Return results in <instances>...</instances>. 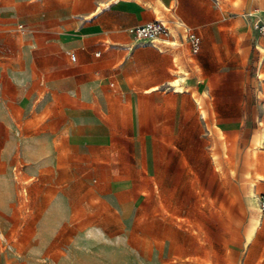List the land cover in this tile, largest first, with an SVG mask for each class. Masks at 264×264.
<instances>
[{"label": "rangeland", "instance_id": "rangeland-1", "mask_svg": "<svg viewBox=\"0 0 264 264\" xmlns=\"http://www.w3.org/2000/svg\"><path fill=\"white\" fill-rule=\"evenodd\" d=\"M105 1L0 0V264H264L260 207L246 243L252 184L259 205L264 194L263 0H209L232 36L201 34L189 91L170 87L171 64L162 90L187 111L161 144L114 119L135 106L123 89L137 81L118 74L130 62L118 46L134 39L97 23ZM133 1L143 20L168 17L157 0Z\"/></svg>", "mask_w": 264, "mask_h": 264}, {"label": "crops", "instance_id": "crops-1", "mask_svg": "<svg viewBox=\"0 0 264 264\" xmlns=\"http://www.w3.org/2000/svg\"><path fill=\"white\" fill-rule=\"evenodd\" d=\"M157 1L159 2V0ZM161 1L159 3H162V5L160 6L166 9L165 12L167 13L168 17H165L164 15H155L154 18L143 20V10L146 7L139 5V3L133 0L123 3H121V0H107L105 2H109L108 6H101V8H99V5V9H97L95 12V17L99 16L97 17V23L102 26V29L103 26L109 22L111 25L126 29L128 37L130 38L131 36L129 34V29L131 27L140 25L155 18H163L168 20L171 25L173 24L174 20L179 19L188 24L191 29L198 33L201 37V34L204 33L206 35H210V32H214L218 39H227L232 36V31L230 29L231 22H226L228 16L224 15V13H217L216 8L212 5V3H210L209 0ZM155 7H158L159 11H155ZM152 10L155 14L156 12H160L162 9L156 5L153 6ZM168 11H171V14H169ZM109 12L111 14H109ZM220 18L223 19L222 22H220ZM215 23H217L218 26L217 31L211 29V25H214ZM102 46L104 50H107L109 47V45L105 44L104 42ZM204 48L205 46L202 37L201 49L204 50ZM118 49H121L125 53L123 58H125L127 61L130 60V62L127 64V67L121 70L118 74L124 79H131L137 82L135 84L128 83V85L124 86L123 89V94L135 97V106L123 109L119 104L113 110V113L115 114L114 119L119 122L121 126H139L152 129L150 134L145 133V136L155 138L150 140L151 143L161 144L165 142L164 137L166 133L163 129L181 127V123H178L180 120L178 119V116L184 114L185 111H187L185 110V107L182 103L178 105L175 101L168 97L166 91L162 90V84L167 80L171 64L174 65V68L173 72H170V74L174 75V77L178 75L177 63L181 64L184 68L185 71H181L179 73L183 74L185 78L187 77L185 80V83H187L193 69L198 70V68H200L199 63L195 61L197 55L200 52L196 55H192L189 47L186 44H182L180 46H169L164 44L153 45L151 43H141V41L130 40L123 42L120 46H118ZM66 50L73 49H64V54L68 63H76L79 58L78 53L73 50L77 54V61L71 62L66 55ZM98 51H100L99 55H101L102 50L100 49ZM211 61L213 63L216 62V53L214 51L211 53ZM201 81V79H197V83H200ZM139 91H142V93H139ZM186 91H189V89L186 88L185 91L174 92L184 93ZM178 95L182 99V96L180 94ZM227 96H231L230 92L227 93ZM140 98L144 99L143 103L139 100ZM200 101L202 103L201 98ZM230 105V101H224L218 104V114L220 119L226 120V111L229 109ZM210 108V106H208L207 109L202 108V110L206 111V116H203L202 112V114L197 113L203 125H209L208 119H210L212 115L215 116V110L210 112ZM169 112L175 113L173 119H168L167 115ZM194 112L196 113L197 111L195 110ZM137 121L139 122L138 124H136ZM243 123L244 121L241 122L240 126H242ZM169 135L171 134L169 133ZM168 143H171V139H169Z\"/></svg>", "mask_w": 264, "mask_h": 264}, {"label": "built area", "instance_id": "built-area-1", "mask_svg": "<svg viewBox=\"0 0 264 264\" xmlns=\"http://www.w3.org/2000/svg\"><path fill=\"white\" fill-rule=\"evenodd\" d=\"M264 6V0H263ZM260 33L264 36V17L262 21L256 23ZM129 34L134 41L145 40L153 45H169V46H180L186 44L192 55H196L201 50L202 37L193 31L191 27L185 22L176 19L171 25L168 20L163 18H155L153 20L147 21L140 25L131 27L129 29ZM100 51L96 52L99 55ZM66 55L71 62L77 61V54L73 50H66ZM17 167H15V170ZM18 170V174L20 173ZM26 192V187L22 189ZM260 208L264 215V194L260 197Z\"/></svg>", "mask_w": 264, "mask_h": 264}, {"label": "bare ground", "instance_id": "bare-ground-1", "mask_svg": "<svg viewBox=\"0 0 264 264\" xmlns=\"http://www.w3.org/2000/svg\"><path fill=\"white\" fill-rule=\"evenodd\" d=\"M160 1L161 0H159V2ZM161 2H163V1H161ZM100 5L101 6H107L108 4L107 3H102ZM161 5H162V3H161ZM101 6L99 8H101ZM155 11H159V8L158 7H155ZM177 67H178V75L176 77H174L169 82V84L173 88L174 91L182 92V91H185L186 90L184 83H185V80H186L187 77L185 78V76L183 74H180L179 73L181 71L182 72L185 71L184 68L182 67V65L179 64V63H177ZM198 103H200L199 98H198ZM202 113H203V116H206L207 115V113H206L205 110H202ZM263 142L264 141L261 140V137L260 136H257V135L254 136V147H255L256 150H257V148ZM252 187L253 188L251 190V193L248 194V198H249V203H250V207H251L250 212H251V218L253 220V224H252L251 230L247 234V240H246V243L247 244L250 243L254 239V237L256 236V233H257L258 229L260 228V226L262 224V219H261V216L259 215V207H260V205L258 204L259 197L257 196V193H256L255 188H254L255 187V183L252 184ZM260 211H261V208H260Z\"/></svg>", "mask_w": 264, "mask_h": 264}]
</instances>
